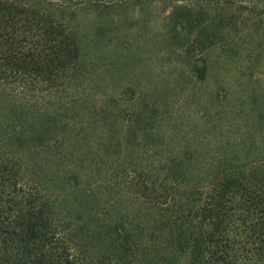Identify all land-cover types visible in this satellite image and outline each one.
I'll use <instances>...</instances> for the list:
<instances>
[{
  "label": "trees",
  "instance_id": "1",
  "mask_svg": "<svg viewBox=\"0 0 264 264\" xmlns=\"http://www.w3.org/2000/svg\"><path fill=\"white\" fill-rule=\"evenodd\" d=\"M182 14L172 29L190 23ZM51 19L0 0V264H264V87L206 143L194 137L175 151L172 137L151 147L158 113L133 103L122 140L132 147L141 133L148 162L127 182L131 199L106 200L89 176L61 171L60 148L76 122L65 120L74 109L59 90L49 91L77 83L86 59L76 32ZM196 33L189 49L206 52L217 30ZM207 56L193 63L203 81L212 72ZM111 112L86 108L95 125Z\"/></svg>",
  "mask_w": 264,
  "mask_h": 264
},
{
  "label": "rangeland",
  "instance_id": "2",
  "mask_svg": "<svg viewBox=\"0 0 264 264\" xmlns=\"http://www.w3.org/2000/svg\"><path fill=\"white\" fill-rule=\"evenodd\" d=\"M10 1L51 14V25L73 29L80 39L86 62L77 70L78 82L43 89L59 90L57 95L74 109L65 116L76 125L60 148L61 171L89 176L91 188L103 191L106 200L117 194L131 199L127 182L134 169L148 162L144 152L169 137L174 151L176 143L192 144L194 137L206 143L216 124L224 127L236 113L248 112L246 95L264 87V0ZM184 12L190 23L172 29L175 14ZM202 26L217 30L214 43L206 52L197 47L191 51ZM222 44L228 45V52L221 50ZM204 55L212 72L203 81L202 69L193 63ZM215 93L218 102L209 103L208 96ZM133 103L158 113L150 129L151 147L144 148L141 133L132 147L122 140L125 125L134 118ZM86 108L112 109L111 117L95 125ZM128 160L132 166L126 169ZM43 175L48 179L46 172Z\"/></svg>",
  "mask_w": 264,
  "mask_h": 264
}]
</instances>
